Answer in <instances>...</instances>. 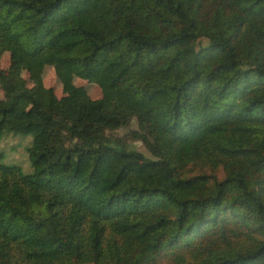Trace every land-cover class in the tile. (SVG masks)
I'll return each mask as SVG.
<instances>
[{
  "label": "trees",
  "instance_id": "trees-1",
  "mask_svg": "<svg viewBox=\"0 0 264 264\" xmlns=\"http://www.w3.org/2000/svg\"><path fill=\"white\" fill-rule=\"evenodd\" d=\"M5 53L0 264H264V0H0Z\"/></svg>",
  "mask_w": 264,
  "mask_h": 264
},
{
  "label": "rangeland",
  "instance_id": "rangeland-1",
  "mask_svg": "<svg viewBox=\"0 0 264 264\" xmlns=\"http://www.w3.org/2000/svg\"><path fill=\"white\" fill-rule=\"evenodd\" d=\"M206 43L207 41L203 39L202 44ZM0 66L3 69H6L9 66V56L7 53L2 55L0 59ZM22 75L25 79L28 78V75L25 72H23ZM41 75L44 85L46 87L52 88L54 93L58 97L62 96L63 94L62 84L66 79L72 81L75 85L80 87L85 93H87L92 98H99L101 96L100 89L95 84L89 83L86 80H82L77 77L75 78L72 75L66 78H59L54 74V70L50 66H44L41 69ZM28 85L32 87L36 84L30 81L28 82ZM0 99H4V94L1 89ZM133 129H138L135 118H132L126 126L120 127L115 130L106 131V135L112 138H119L125 143L132 146L133 148L142 152L144 155L151 157L145 145L141 141H135L131 138L130 131ZM30 141V135L24 136L22 134H7L4 138L2 137L0 140V151L5 154V162L19 165L24 172L30 171L31 166L26 152V148L30 144Z\"/></svg>",
  "mask_w": 264,
  "mask_h": 264
}]
</instances>
